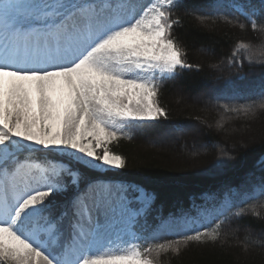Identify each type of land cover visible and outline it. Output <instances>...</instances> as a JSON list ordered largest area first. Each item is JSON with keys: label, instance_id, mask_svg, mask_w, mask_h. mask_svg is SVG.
Wrapping results in <instances>:
<instances>
[{"label": "snow or ice", "instance_id": "1", "mask_svg": "<svg viewBox=\"0 0 264 264\" xmlns=\"http://www.w3.org/2000/svg\"><path fill=\"white\" fill-rule=\"evenodd\" d=\"M229 11L256 31L264 0L259 9L213 0L207 10L187 0H0V264H156L162 252L179 256L192 244L230 249L233 239L242 253L264 248V158L258 173L223 181L154 223L149 213L170 184L107 175L128 167L110 144L168 119L159 99L165 82L201 70L188 62L177 35L185 18L244 29ZM241 53L264 65V44L237 43L227 65L242 67ZM251 92L259 103H231L244 96L227 80L206 103L256 119L264 115V82ZM217 130L230 134L222 124ZM222 143L214 142L218 155L200 175L221 178L238 166L236 145ZM200 148L192 159L207 144ZM54 194L63 197L58 212ZM249 214L262 225L259 234L239 223ZM165 234L177 239L152 243Z\"/></svg>", "mask_w": 264, "mask_h": 264}, {"label": "trees", "instance_id": "2", "mask_svg": "<svg viewBox=\"0 0 264 264\" xmlns=\"http://www.w3.org/2000/svg\"><path fill=\"white\" fill-rule=\"evenodd\" d=\"M213 0H187L188 5L202 6L211 5ZM238 3L255 6L257 9L261 7V0H236ZM184 9L179 10V14L183 15ZM229 18L236 17L241 23H245L244 29L238 25L233 26L225 23L222 19H217L215 23L211 20L206 22L205 26H200L195 18H185V26L177 29V35L180 38L182 46L187 52L189 63L200 64L201 70L185 69L182 70L173 82H166L162 89V94L159 99L164 107L168 109L169 116L166 121H162L155 127H145L147 137L151 140L164 129L166 123H171V126L177 128V121L197 123L196 120L206 118L209 121L213 119V114H204L198 108L197 112L188 108H180L175 102L176 93L174 92V84L181 88L184 94L194 95L208 85L215 89L223 88L225 81L231 80L234 86L243 93L244 98L232 101L234 104H245L251 99L259 100L252 95L251 90L256 89L264 82V65L253 60L249 62L244 53H241L243 58L242 67H229L227 65V56L231 54L235 45L239 42L250 43L255 47L264 44V15L257 17L258 29L253 31L250 24L242 15L235 12H228ZM199 50H203L200 53ZM221 60L225 64L221 69H213L212 64H217ZM243 77V79H241ZM251 81L255 83L251 85ZM215 103V100H213ZM220 103H228L221 100ZM231 113V112H229ZM231 117L238 118L234 121L233 127L237 130L238 125L242 123L241 128L245 134L243 136L244 145L240 147L236 154L238 166L227 171L223 177L217 178L212 175H200L190 169V165L181 168L173 164L167 153L154 150V148L144 151L140 145L141 136L135 129L128 131L132 132V139L121 137L118 142H113L109 145L110 149L127 159L128 167L121 171L108 172L107 175L123 178L126 180L136 181L143 177H150L154 181L164 179L169 183L171 188L168 191L162 192L156 206L149 213L148 220L150 223L155 222V218L159 215L167 216L170 213L178 212L182 206L188 208L191 204L193 196H198L207 190H215L221 182L226 181L232 184L239 183L248 173L259 172L258 162L264 158V115H260L256 119H249L245 116L231 113ZM228 118V116H225ZM224 120V117L221 118ZM207 120V121H208ZM193 122V123H192ZM188 124V123H187ZM178 129H182L183 125H179ZM247 127V129L245 128ZM247 131V132H245ZM137 132V133H136ZM203 134L199 138L208 140H220L226 143L236 141L235 133L228 135L221 132H215L208 128H203ZM157 133V134H156ZM170 136V135H168ZM191 139V138H189ZM242 142V138H239ZM214 152L203 157L204 162H209L213 159ZM150 187H156L153 183ZM54 212L59 211L63 197L54 194L50 197ZM241 225L250 224L256 232H260L262 225L254 220L249 214L243 220L239 221ZM177 239L174 235H162L158 240L152 241L153 244L166 243L169 240ZM143 247H147V243L141 241ZM233 247L230 249H221L218 245H189L184 249L179 256L172 252H162L158 259L159 264H264V248L253 247L247 253L241 252V246L237 245L235 239L232 240Z\"/></svg>", "mask_w": 264, "mask_h": 264}, {"label": "rangeland", "instance_id": "3", "mask_svg": "<svg viewBox=\"0 0 264 264\" xmlns=\"http://www.w3.org/2000/svg\"><path fill=\"white\" fill-rule=\"evenodd\" d=\"M144 3H148L149 0H142ZM210 5H207L205 7L197 6L198 8L207 10ZM200 53H203V50H199ZM175 80V79H174ZM174 80H170V82H173ZM169 83V81H167ZM166 83V82H165ZM255 82L251 81V85H253ZM215 88L208 85L206 88L200 90L198 93L194 95H187L184 94V92L181 90V88L177 85V83L174 84V92L176 93V99L175 102L177 103L178 107L180 108H188L190 110H193L194 112H197L195 108H198L201 110L204 114H213V119L208 120V122L212 125V130L215 132H218L217 125L222 124L225 128L229 130V133H235V137L237 138L235 142L233 143H226L223 142L219 147H225L231 149L233 145H236L235 150L232 151V155L236 157L237 151L240 148V143H243V136L241 134H245L243 132L242 121L239 122L238 125L240 128L237 130L236 127H233L232 120H237L238 118L231 117V113H225L223 109H217L215 107L209 106L206 101L211 95L212 91ZM213 104H215L212 101ZM225 116H228L226 118ZM224 117V120L221 118ZM203 120H206L204 118ZM203 120H196L197 123L191 124V122H184V121H177V125H183L182 129L174 128V126H171L170 122L166 123L164 125V129L161 130L157 136L153 137L151 140L149 137H147L145 128H139L137 131L140 133L141 142L144 144L140 145L141 149L146 151L148 147L150 149L154 148V150L163 151L164 153H167V155L172 158L171 160L174 162L173 164L177 165L178 167L184 168L186 165H190V169H193L196 172H200L201 169L207 168L212 163L213 159L218 155V147L214 146L213 140L208 139H201L199 138V135H202L203 128H207L205 125L201 124V121ZM188 123V124H187ZM247 129V127H245ZM198 129L199 131H194ZM236 130V131H233ZM247 132V131H245ZM222 133V132H221ZM224 134V133H222ZM170 135V136H168ZM191 138V139H189ZM239 138H242V142L239 140ZM196 141V147L193 148V140ZM200 144H207V151L198 159H192L191 153L193 151H201L204 152L203 149L200 148ZM214 152V157L209 162H204L203 157L210 154V152ZM259 234L258 232H256ZM242 247V246H241ZM153 256H155V253H153ZM161 254L159 255V257ZM156 259V264H159L158 259Z\"/></svg>", "mask_w": 264, "mask_h": 264}]
</instances>
